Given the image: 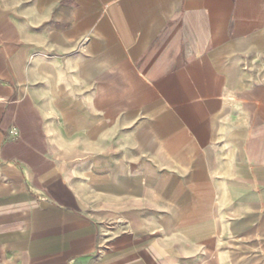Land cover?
<instances>
[{
  "label": "crops",
  "instance_id": "0c3cea01",
  "mask_svg": "<svg viewBox=\"0 0 264 264\" xmlns=\"http://www.w3.org/2000/svg\"><path fill=\"white\" fill-rule=\"evenodd\" d=\"M0 264H264V0H0Z\"/></svg>",
  "mask_w": 264,
  "mask_h": 264
}]
</instances>
